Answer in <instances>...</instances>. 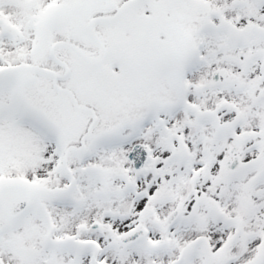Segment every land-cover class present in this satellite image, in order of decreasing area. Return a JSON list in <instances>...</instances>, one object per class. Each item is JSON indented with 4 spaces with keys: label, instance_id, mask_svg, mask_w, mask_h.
Returning a JSON list of instances; mask_svg holds the SVG:
<instances>
[{
    "label": "snow or ice",
    "instance_id": "1",
    "mask_svg": "<svg viewBox=\"0 0 264 264\" xmlns=\"http://www.w3.org/2000/svg\"><path fill=\"white\" fill-rule=\"evenodd\" d=\"M0 264H264V0H0Z\"/></svg>",
    "mask_w": 264,
    "mask_h": 264
}]
</instances>
